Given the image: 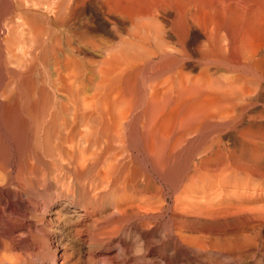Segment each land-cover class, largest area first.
Wrapping results in <instances>:
<instances>
[{
	"label": "rangeland",
	"instance_id": "rangeland-1",
	"mask_svg": "<svg viewBox=\"0 0 264 264\" xmlns=\"http://www.w3.org/2000/svg\"><path fill=\"white\" fill-rule=\"evenodd\" d=\"M37 1L38 0H0V109L2 108L0 110V113H2V110L6 111L9 106L16 111L19 108V110L17 111L19 112L17 114L19 116H14L15 121H18V125L17 122L14 121L16 123L13 124L12 127V130L14 131H12L11 127L9 126L12 134H10V131L8 132V130L4 128L0 123V129L2 130H0V164L2 165L0 166V169L2 167V169L0 170V175H5V178L0 177V233H2V236H7V238L11 239L12 242H14L12 244V252L21 251L23 253L19 260L20 264H264V116H257L259 117H256L257 120H252L248 123L244 120L246 122L245 123L244 121H241L240 115H238L240 114L238 112H241L239 111L240 109L238 110L237 108V110L234 111V107L233 110L231 107V109L216 107L213 108V113H216L213 118H206L208 117L206 116V114H213L211 112L212 110L203 108L202 111L200 109L203 113L201 116V111H199V108H195V111H199L198 114L200 113L199 115L201 116H198L196 118L194 116L198 114L194 110H191L193 107L186 108V106H184V108L183 106L173 107L171 105H168L169 107L164 106L165 108L163 106H160V108L159 106H156L159 110L157 111V109L155 108V110L157 111L156 112L154 110L156 114L152 110L155 106H151L150 112L147 113L149 104L147 105L145 101L146 99H148L146 97L147 89L149 87L148 83L152 84V81L154 82L155 79L157 80V78L154 76V73L151 72L152 66L149 63V60L148 62L146 61L147 63H145V61L142 63L141 61H143L142 58L144 57H135L136 59H134L136 61L133 60L129 63L127 61V58L119 57L118 59L120 60V63H125L123 64L125 65V69L123 68L122 64L118 63L120 69L119 66L116 65V70H118L116 71L111 64H108L113 68V70L112 68L111 70H109L110 67L107 66L109 67V69L107 68L108 73L103 72L107 71L106 68L103 69V67H106L104 66L105 61L109 63L112 60V57H107L108 60L102 61V59L105 58V52H108L107 49H104L103 45L108 42L105 44V48L107 45L108 50L109 48H111V46L112 48L121 46V43L119 42H124L122 41L126 40L124 39V37L127 38L128 36L127 40L134 38V27L132 28L130 24H127V27L125 26L128 30L126 32V35H124L126 28L123 29L122 27H117L115 32H117V30H119L117 32L118 34L120 32L121 34L124 32L122 35L120 34L121 36L119 35L120 37L124 36L123 38H120L116 33L113 36L115 41L119 39V42L117 40V43H115L113 38H108L105 35L104 37L100 34L99 39L96 40V44L100 39H102L103 42L106 38L108 39L104 42V44H102L103 42L101 40L102 45L99 43L100 45L98 46L100 49L103 48V51L98 50L99 54L96 52V57L95 55H93L90 58L84 56L73 58L68 53L71 51L69 50L71 47L68 48L69 45H67V42L70 44L71 42L68 41V36L65 32L67 23H69L70 21L73 27L74 25L79 27L92 24L91 20L83 14V11L81 9L82 4H80V6H72V2L70 1V4H68V2L66 3V7L68 6L66 8L64 7L65 4H63L66 2L65 0L61 1L62 4H60V1L57 0L56 7L59 6V8H62L58 9L54 8L53 6V8L51 7V5H53L52 3H54L53 1L55 0H39V5L38 3L35 4V2ZM44 1H46L44 3L45 5L43 4ZM106 1L102 0V2ZM43 5L46 8L43 7ZM70 7L72 8V12H70ZM73 7H75L76 9ZM51 8L55 9V11L57 10L58 14L55 11L53 14V10ZM63 8L66 9L63 10ZM59 10H63V12H65L66 14L61 12V14H63L61 16ZM55 14L57 15L55 16ZM60 16L63 19H61ZM55 17H57L58 19ZM69 17L71 18L70 20ZM32 18L33 20L34 18L37 19L38 22L43 19V22L39 23L41 24L39 26L40 28H42V33H45H43V45H47V48H51V46L53 45V48L57 53L56 57L53 58L52 56L48 55L46 56V58H42L39 57L40 55H36V57L35 55H32L33 50H36L37 48L35 42L33 43L35 35L34 32H32L34 31L32 30L33 25L31 24V22L33 23ZM128 32H131L132 35ZM150 34L152 35L150 36ZM153 34L154 32L152 30H150L147 34V41L150 42V45L152 47L153 43L151 42L156 41V38L152 39L154 37ZM55 36H57L56 39ZM149 36L150 39H148ZM110 39L113 40V43L112 41H110ZM151 39L154 41H152ZM56 43H58L59 46ZM116 44L117 47H115ZM100 53L104 57H102ZM97 54L100 56V58ZM67 55L70 58H68ZM123 59H126L124 60L125 62L123 61ZM158 59V57L157 59L155 58V61H157ZM200 60L204 61L203 59ZM100 61L104 63H100ZM73 62L76 63L74 64L75 66L73 65ZM99 63L100 66L102 64L101 67L98 66ZM143 65L145 66V69L147 66V70L145 71L147 75L144 73ZM140 66H142L143 69L142 67L140 68ZM99 67L101 70H103L102 73H100V69H98ZM129 67L131 68V70L129 69ZM135 68L137 70H134ZM185 70L187 71L188 69L186 68ZM135 71H137L138 73H135ZM196 71L197 70H192L190 71V73L195 72L194 74H196L198 72ZM221 71L222 69L214 74H220ZM128 72H130V74H128ZM150 72L153 76L149 74ZM222 72H224L221 73L222 76L219 74L217 76L220 78L215 77L216 75L214 74H212L213 76L211 75V78H213L214 80L215 78L217 80L224 79L225 70ZM101 74L107 75L108 79L107 77L103 78ZM128 75L130 79L128 78ZM145 75L148 77L146 78ZM101 76L104 81H102L103 79H101ZM116 76L118 77V79H115L117 78ZM137 76L139 77L137 78ZM88 77H90V80L88 79ZM133 78L135 80L134 82H132ZM148 78H150V81L148 80ZM123 79L125 80L123 81ZM138 79L140 82H138ZM146 80L147 82H149L147 83ZM126 83L127 87L125 86ZM96 85L97 87H95ZM143 85H145L144 87L147 88H144ZM260 86L258 87L257 84H254L252 86L254 89H252L251 91L253 93L247 94V96L249 97L252 95L253 97L255 96L256 98L254 97L252 101L257 104L253 103L248 108L242 110L246 116L257 114L255 108L252 107H256L257 105H260L259 107H264V95L258 96L257 93V91L259 92L263 90V85L261 86L262 89H260ZM137 87H139V91H137ZM97 88L100 91H98ZM127 88H129L128 90L130 91L133 90L131 92L132 94L127 90ZM143 88L145 89V91H143ZM258 88L260 90H257ZM69 90L71 91L70 94ZM94 90L96 95L94 94ZM140 90L143 92V95ZM135 93L139 95H135ZM71 95L73 96L71 97ZM118 100H121L122 102H119ZM137 101L141 103L140 106ZM114 103L117 104V106ZM118 103L119 105L121 104L120 107ZM63 104H65L64 106L66 108L72 106L74 110H72V108H68L70 111L68 109H65L63 107ZM110 104H112V107L116 106L114 108L122 107L123 109H127L128 107V109H130L128 115L126 116L127 121L129 120V124L125 119L122 125V128L124 129H118L119 131L121 130L119 134H124L120 137H118L119 134H117V136L114 134L116 132H112V130L114 129L113 123H116L118 119L117 121L113 120L112 123L110 122L113 117V111L110 113V108H112L110 107ZM137 104L138 107L136 106ZM47 105H50L49 107H51V109H49ZM53 105L56 106L54 111ZM57 105H60L61 107H58ZM85 105H87L89 109H87ZM89 105H92L93 107H90ZM104 105L105 107H103ZM123 105H126L127 107ZM145 105L147 108H144ZM22 106L24 108H22ZM82 106H85L84 109ZM132 106L133 109L135 107L136 108L133 110ZM39 107L41 109H39ZM100 107L109 108V113H104L105 116L104 114H102L101 117L98 115L100 117L98 120L99 125L97 124V127L99 126L98 128H96V126L94 128L93 126L94 123L96 124L97 122L92 123L89 121V124H83L88 127V134L84 131L85 126L80 124L82 123V121L79 116H81L83 110L89 111L94 108L99 109ZM175 107L178 110L175 109ZM25 108L26 110L24 111ZM80 108L83 110H79ZM33 109L34 111L35 109L36 111L38 110V112H33ZM48 109L51 114L54 112V114H52L54 116H51V114L48 112ZM56 109L58 111L60 110V116L58 114L59 112L56 111ZM222 109H225L224 113L222 112ZM28 110H30V112ZM204 110H206V113H204ZM228 110L231 111L229 112ZM61 111H63V113ZM74 111H76L77 113H74ZM186 111H188V113ZM207 111L210 112L208 113ZM236 111L238 116H235V119H237V121L234 118H230L233 117L234 114L236 115ZM20 112L23 115V118L21 117ZM65 112L67 113V117L66 115L64 117ZM72 112L74 115L72 114ZM139 112L140 116H137ZM145 112L146 114H144ZM189 112L191 115H193L192 113H194V116H189L188 118ZM27 113L31 115L34 113V116L37 113L35 116L36 118L33 116V119V117L31 116V119L30 115H26ZM160 113L162 115H160ZM178 113L179 115H177ZM180 113L181 115H183L181 116ZM143 114L146 117H143ZM47 115L50 116L48 121V124L50 123L49 125L47 124L46 120ZM77 115L79 116L77 117ZM108 115L110 116L111 120L109 119ZM176 115L178 116V119ZM224 115H227L228 117H223ZM74 116H76V119ZM129 116L132 117V120H130ZM39 117L44 118L42 120L44 121V123H39L38 125L35 124V126H33L32 122H40L42 118ZM60 117L62 119L61 123ZM104 117H107V120ZM179 117H182L181 119L182 121H184V124L185 121L189 120V125H187V122L185 124L186 126L184 124L182 125V122L180 121L181 119ZM192 117L196 118L197 121H194ZM202 117L205 120H208L205 121ZM217 117L231 121H227L228 123H226V120H221L218 122ZM50 118H53V120L55 118V122ZM148 118L150 122H148ZM201 118V123H198L200 122ZM77 119L79 124L76 121ZM190 119H192L194 122H192V120ZM209 119H212L213 122L211 120L209 121ZM21 120L23 121L22 123ZM72 120L75 122H73ZM145 120H148V123L143 122ZM153 120L154 122H152ZM203 121L205 123L209 121L210 124L212 122V125L208 124V122L205 124L206 128H204ZM24 122L26 124H24L25 127L23 126ZM178 122L180 123V125H182V127L179 126ZM195 122H197V124H195ZM235 122H238L240 125H238V123L235 124ZM52 123L55 125H51ZM125 123H127L128 125ZM191 123L192 125H194L192 126ZM215 123L218 125L220 123L219 126H223L225 124V127H227H219ZM62 124H65V130L64 125L62 126ZM72 124L77 127L75 128ZM14 125L16 128L14 127ZM78 125L80 127V130ZM195 125H199V127L201 128H199L198 126L195 127ZM44 126H46V128ZM52 126H54L55 131H57V133H55L54 135V129H52ZM191 126L194 131H196L195 129L197 128L201 129L200 132H198V129V131L194 132L193 130H191ZM23 127L24 131H22L21 129ZM32 127H35L34 129L37 130V136L36 130L34 131ZM42 127L45 129L42 130ZM62 127L63 129H61ZM81 127L83 128V130ZM67 128L68 133H71V131H73L74 129H76V133H78L76 134V136H78H75V138H73V142L70 141L71 144L73 143V145L75 146H73V148H75L74 150L70 148V142L64 140V137L70 134H67ZM103 128H105V132H109L108 134H105L109 137V143L107 142L106 145V143L102 140L101 143L99 142L101 144L99 145L101 146V148H99L97 145L98 142L94 141V138L100 140V138L102 137L101 130ZM110 128H112V130ZM47 129H49V132L46 131ZM188 129L191 130L190 134L193 136L188 133ZM205 129H208L210 131L212 130L209 136H205V134L208 135L210 132L206 131ZM61 130L63 131V133L61 132ZM76 130H74V132ZM135 130V134H132V132L134 133ZM83 131L85 134L83 133ZM151 131L153 132L152 134ZM181 131H184V133ZM201 131L204 132L202 133ZM59 132H61L62 137ZM193 132L197 136H195ZM228 132L231 134H229ZM94 133L98 137H95ZM128 133L130 136L128 135ZM199 133L200 135H202L200 136ZM14 134H16V136H19L16 137ZM27 134L29 135V139ZM137 134H139V136ZM44 135H46L47 137L44 138ZM90 135L92 137L91 139ZM153 135L154 137H152ZM184 135H186V137ZM13 136H15L14 139L18 138L19 140H13ZM22 136L23 139L20 140ZM87 136H89V138ZM180 136L182 137L181 140H183L184 142H179L180 139L177 138H181ZM198 136L200 138H203L200 139ZM6 137L7 139H10L7 141ZM26 137L27 139L24 140V138ZM122 137L124 138L122 139ZM132 137L134 139H132ZM204 137H206L205 140ZM48 138H51L50 142ZM54 138L56 143H54ZM135 138H137V140ZM86 139L88 142H86ZM118 139L122 140L121 143L125 142L127 144L125 145L124 143V145H121V143L117 142L119 141ZM2 140L4 142H2ZM16 140H18L19 142H17ZM76 140H79L78 146L76 145ZM91 140H93V142H91ZM165 140L167 141L165 142ZM44 141L46 142V144ZM112 141H114V144H112ZM48 142L50 145L49 147ZM82 142H84L83 145H87L89 149L83 146ZM1 143L4 144L3 147ZM59 144L61 148H59ZM39 146L41 148H39ZM107 146L112 147L111 149L109 148L110 152L108 151ZM126 146L128 148V150L127 148H125L127 151L123 149ZM1 147L5 148L3 150L4 153H2ZM57 147L59 153L57 152ZM114 147H116V149ZM37 148L38 150H36ZM45 148L50 152L46 151ZM91 148H93V151ZM90 149L92 151L90 154L93 156V158L91 162H89L88 165L85 166V168L82 167L77 169L74 168L72 164L66 163L68 162L67 160L70 159L69 155L71 153L75 155V153L81 152L80 150H82V152L84 151L83 154H88V156H91L89 154ZM100 149L102 150L99 151ZM114 149L116 151H114ZM212 150H214L215 152ZM41 151L43 152V154ZM105 151L107 152V154ZM111 151L113 154H111ZM123 151L125 153L127 152V156L123 154ZM7 154H9L10 156ZM51 154L55 158H52ZM116 154L123 157V160L120 156L117 157ZM28 156L32 157L34 161H32V159ZM125 156L127 159L125 158ZM17 157H20V159ZM60 157H65L66 160L62 158L60 159ZM101 158H103L104 160ZM55 159H58V161H56ZM59 160L63 161L59 163ZM108 160H110V162L112 161V164ZM119 160L122 161L119 162ZM17 161L19 164H17ZM115 161L117 162L115 163ZM100 162L103 165H98ZM15 163L18 166H21V172L24 171L26 174H22L19 170V167ZM6 164L9 166L6 167ZM55 164L59 166H56ZM116 164L119 166L117 167ZM106 165H112L110 166L111 168L108 169L109 173L105 172L107 171V168L104 167ZM29 168L31 169L29 170ZM4 169L5 171H3ZM63 169V172L66 173L61 172ZM102 171L105 173H101ZM5 172H7V174H5ZM16 172H18L19 179L23 178L24 175L29 176L30 178L24 177L26 179H21L22 181L20 180V184ZM60 172L62 174H60ZM20 174H22V176ZM192 174H194V176H192ZM12 175L13 178L10 177ZM15 176L17 180L15 179ZM45 178L46 180H44ZM14 179L15 181H12ZM25 180L28 184L24 182ZM27 180L31 181L32 183ZM23 182L26 184H24ZM93 189L96 190L93 191ZM65 201L70 202L72 205L71 208H76L77 210H79V212L78 214L67 218L63 215V217L59 219L58 216L53 213V211L58 210L59 208L62 209V205ZM64 212H66V209L63 210V213ZM141 241L143 242L142 251L138 255L134 254L133 249L140 246ZM22 260H25L26 262H22ZM1 262L5 263L6 261L3 259V261H0V263Z\"/></svg>",
	"mask_w": 264,
	"mask_h": 264
},
{
	"label": "bare ground",
	"instance_id": "bare-ground-1",
	"mask_svg": "<svg viewBox=\"0 0 264 264\" xmlns=\"http://www.w3.org/2000/svg\"><path fill=\"white\" fill-rule=\"evenodd\" d=\"M32 1V0H31ZM39 1V0H38ZM38 1L37 2H35V4H37L38 3ZM47 1V0H46ZM46 1H44L43 2V4L46 2ZM53 1V0H52ZM56 1L57 0H55V1H53L54 3H55V5H54V3H52L53 5H51V7L53 6L54 8H58V9H62L61 7L59 8V6L58 7H56V5H57V3H56ZM60 1V4H62L61 3V1L62 0H59ZM66 2L65 3H63V4H65L64 5V7H66V3L68 2V4H70L71 2H72V6H74V5H77V6H80V4H82L81 5V9H82V11H83V14L84 15H86L90 20H91V25H85V26H79V27H77V26H75L74 25V27H73V25H72V23L69 21V23H67V27H66V35L68 36V38H67V36H66V38L68 39V41L69 42H71V44L70 43H68L67 42V45H69L68 46V48H70L69 50H71L70 52H68L69 53V55L71 56V57H73V58H75V57H78V56H84V57H92L93 55H95L96 54V52L99 54V52H98V50H100V51H103V48L102 49H100L99 48V46L98 45H100L102 42H103V40L102 39H100L99 41H98V43L96 44V40H98L99 39V35L101 34V36H106V37H108V38H113V36L115 35V33L119 36L120 34H121V32L118 34L117 32L119 31V30H117V32H115L116 31V28L118 27V28H123V29H125L127 26V24H130L131 25V27L133 28V36H134V38L132 39L131 37V39L130 40H127L128 39V36H127V38H125L124 36H122V37H120V38H123L124 37V39H126V40H122V41H124V42H119V39H117L118 40V42L119 43H121L120 45L121 46H119V47H117V44L115 45V47H117V48H119V49H117V48H112V46H111V48H109V50H108V46L106 45V48H105V44L106 43H108V42H106L105 44H104V42L105 41H107V39L108 38H106L105 39V41L102 43V44H104L103 46H104V49L106 50L107 49V53L105 52V58L104 59H102V61L104 60H108L107 59V57H112V60L109 62V63H107L106 61H105V63L104 62H102V61H100V63H104L103 65L104 66H106V67H103V69L104 68H106V70L107 71H103V70H101L100 69V67L102 66V64H101V66H100V63H99V65L98 66H100L98 69H100V73H102V71L103 72H107L108 73V69H109V65L111 64L112 65V67L116 70V65H118L119 66V64L118 63H120V60L118 59L119 57H124V58H127L128 60V62L130 63V61L132 62L133 60H135L136 58L135 57H144V58H142V60L143 61H141L142 63L145 61V63H147L148 62V60H149V63H150V65L152 66V71H151V69H150V71L151 72H153L154 73V76L157 78V80L155 79H151V80H154V82L152 81V84H149L148 82L150 81L149 79L150 78H148V82H147V80H146V82L148 83V89H147V95H146V97L148 98V99H146V101H145V103L148 105V110H147V113H149L150 112V110H151V106H155L154 107V109H152L153 110V112L155 113V108L157 109V111H159L158 110V108L156 107V106H159V108H160V106H168V105H171V106H186V108L187 107H193L191 110H196V109H198L199 108V111H201L203 108H207V110H212L211 112L213 113V108H232V110H233V107H234V111L235 110H237V108H238V110L239 111H241V112H238V113H240V114H238V115H240V118H241V121H246L247 123L249 122V121H252V120H257V118H259V117H257V116H264V113H263V110H264V107L262 106V107H259L258 105V107L256 106V107H252V108H255V111H257L256 113L257 114H253V115H250V116H246L245 114H244V112L242 111L243 109H246V108H248L250 105H252L253 103H255L254 101H252V99H254V97H253V95L252 96H247V94L248 93H253V92H251L252 91V89H254L252 86L254 85V84H257V86L259 87L260 85L262 86L263 85V90H261V91H257V93H258V96H263L264 95V0H105L106 2H102V0H65ZM71 1V2H70ZM26 2V1H25ZM34 2V1H33ZM42 2V1H41ZM32 3V2H31ZM28 4V3H27ZM40 4H42V3H40ZM46 4H48V3H46ZM51 4V3H50ZM38 5H39V3H38ZM45 5V4H44ZM43 5V7H45ZM35 6V5H34ZM61 6V5H60ZM32 7V6H31ZM41 7V6H40ZM52 7V8H53ZM68 7V6H67ZM66 7V8H67ZM46 8V7H45ZM50 8V7H49ZM51 8V9H52ZM66 8H63V10L64 9H66ZM73 8H75V7H73ZM79 8V7H78ZM36 9V8H35ZM70 10L72 9L71 7L69 8ZM76 9V8H75ZM74 9V10H75ZM46 10V9H45ZM49 10V9H48ZM53 10V14H54V11H55V9H52ZM51 10V11H52ZM63 10L61 11V10H59V13L61 14V12H63ZM50 11V10H49ZM66 11V10H65ZM55 12H57V14H58V11L56 10ZM70 12H72V10L70 11ZM50 13V12H49ZM63 13H65V12H63ZM80 13V12H79ZM57 14H55V16L57 15ZM59 14V15H60ZM66 14V13H65ZM70 14V13H69ZM72 14V13H71ZM48 15V14H47ZM58 15V16H59ZM63 14H61V16H62ZM60 16V17H61ZM64 17V16H63ZM68 17V16H67ZM75 17V16H74ZM38 18V17H37ZM45 18V17H44ZM51 18V17H50ZM55 18H57V17H55ZM66 18V17H65ZM31 19V18H30ZM29 19V20H30ZM47 19V18H46ZM58 19V18H57ZM61 19H63L62 17H61ZM68 19V18H67ZM67 19H66V21H67ZM71 18L69 17V20H70ZM32 20H33V18H32ZM31 20V21H32ZM43 20V19H42ZM40 21V22H38V20L37 19H35L34 18V20H33V23L31 22V24L33 25V29L32 30H34V31H32V32H34V40H33V43L35 42V44H36V47L38 48V50H37V48H36V50H33V54L32 55H35V57H36V55H40L39 57H42V58H46V56H48V55H50V56H52L53 58L54 57H56L57 56V53H56V50L53 48V45L51 46V48H47L48 46L47 45H43V36H44V34L42 33V28H40V26L39 25H41V24H39V23H42L43 21ZM45 20V19H44ZM59 20H60V18H59ZM62 22V21H61ZM64 22V21H63ZM58 23V22H57ZM65 23V22H64ZM31 25V26H32ZM53 25H54V23H53ZM63 25V24H62ZM51 26V25H50ZM61 26V25H60ZM126 26V27H125ZM129 26V25H128ZM43 27V26H42ZM58 27V26H57ZM130 27V28H131ZM131 28V29H132ZM45 29V28H44ZM65 29V28H64ZM130 29V30H131ZM30 30V29H29ZM150 30H152L153 32H154V34H153V38L152 39H154V38H156L155 40V42H151V43H153V47L150 45V42L149 41H147V34H148V32L150 31ZM44 31V30H43ZM47 31V30H46ZM45 31V32H46ZM56 31V30H55ZM128 30H127V28H126V30H125V34L124 35H126V32H127ZM31 32V31H30ZM55 33V32H54ZM63 33V32H62ZM129 33V32H128ZM131 33V32H130ZM129 33V34H130ZM30 34V33H29ZM51 34V33H50ZM103 34V35H102ZM56 35V34H55ZM60 35V34H59ZM65 35V34H64ZM131 35H132V33H131ZM152 34H150V36H151ZM100 36V37H101ZM104 36V37H105ZM117 36V37H118ZM150 36H149V38L148 39H150ZM33 38V37H32ZM57 38V36H55V39ZM60 38V37H59ZM54 39V38H53ZM151 39V40H152ZM65 40V39H64ZM101 40H102V42H101ZM113 40H114V38H113ZM113 40H111L110 39V41H112V43H113ZM117 40L115 41V43H117ZM121 40V39H120ZM50 41H51V39H50ZM61 41V40H60ZM152 41H154V40H152ZM58 42V41H57ZM66 42V41H65ZM149 42V43H148ZM53 43V42H52ZM61 43V42H60ZM100 43V44H99ZM155 43V44H154ZM54 44V43H53ZM56 44H58V43H56ZM101 44V45H102ZM110 44V43H109ZM35 46V45H34ZM58 46H59V44H58ZM57 46V47H58ZM98 46V47H97ZM110 46V45H109ZM100 47H102V46H100ZM34 48V47H33ZM40 49V50H39ZM114 49H117V50H114ZM104 50V51H105ZM31 52V51H30ZM65 52V51H64ZM32 53V52H31ZM97 54V55H98ZM101 54V53H100ZM66 55V54H65ZM102 55V54H101ZM68 56V55H67ZM99 56V55H98ZM97 56V57H98ZM95 57H96V55H95ZM102 57H104L103 55H102ZM145 57H147V58H145ZM149 57V58H148ZM157 57L159 58L157 61H155V58L157 59ZM182 57V58H181ZM68 58H70L69 56H68ZM99 58H100V56H99ZM135 58V59H134ZM88 59V58H87ZM93 59H94V57H93ZM111 59V58H110ZM138 59V58H137ZM147 59V60H146ZM200 59H203L204 61H202V60H200ZM100 60V59H99ZM124 60H126V59H123V61ZM90 61V60H89ZM136 61V60H135ZM147 61V62H146ZM122 62V61H121ZM125 62V61H124ZM98 63V62H97ZM96 63V64H97ZM127 63V62H126ZM142 63H141V65H142ZM148 63V64H149ZM74 64H76L75 62H73V65ZM92 64V63H91ZM109 64V65H108ZM120 64H125V63H120ZM139 64V63H138ZM147 64V65H148ZM68 65V64H67ZM94 65V64H93ZM128 65V64H127ZM75 66V65H74ZM78 66V65H77ZM107 66H109V67H107ZM131 66V65H130ZM135 66V65H134ZM144 66V65H143ZM112 67H110V69L109 70H111V68ZM125 67V65H123V68ZM142 66H140V68H141ZM96 68H97V66H96ZM108 68V69H107ZM113 68H112V70H113ZM122 68V67H121ZM127 68V67H126ZM140 68H139V70H140ZM151 68V67H150ZM188 69L187 71L185 70V69ZM118 69V68H117ZM119 69H120V66H119ZM125 69V68H124ZM129 69L131 70V68L129 67ZM137 69H138V67H137ZM136 68L134 69V70H137ZM142 69H143V67H142ZM220 69H222V71H224L225 70V74H224V79H216L215 77H217L218 76V74L216 75V74H214V73H217V71H219ZM130 70H128V71H130ZM147 70V66H146V69H145V66H144V73H145V71ZM194 71V70H197L196 72V74H194L193 72H191L190 73V71ZM25 71V70H24ZM92 71V70H91ZM116 71H118V70H116ZM120 71V70H119ZM126 71V70H125ZM220 72V74L219 75H221V73H224V72ZM227 71V72H226ZM114 72V71H113ZM123 72V71H122ZM132 72V71H131ZM149 73L150 75L152 74V73ZM92 73V72H91ZM116 73V72H115ZM135 73H138L137 71H135ZM193 73V74H192ZM121 74V73H120ZM120 74H118V75H120ZM124 74V73H123ZM126 74H127V72H126ZM128 74H130V72H128ZM146 74V73H145ZM212 74H214V75H216L214 78H215V80L213 79V78H211L213 75ZM102 75V74H101ZM117 75V76H118ZM142 75V74H141ZM147 75V74H146ZM145 75V77L147 78L148 76H146ZM212 75V76H211ZM103 76V78L104 77H107V75H102ZM102 76H101V79H103L102 78ZM109 76H110V71H109ZM116 76V77H117ZM124 76H126V75H124ZM132 76V75H131ZM143 76V75H142ZM141 76V77H142ZM151 76H153V75H151ZM222 76V75H221ZM119 77V76H118ZM118 77L117 78H115V79H118ZM139 76H137V78H138ZM90 77H88V79H89ZM121 78V77H120ZM128 78H129V75H128ZM135 78V77H134ZM134 78H133V81L132 82H134L135 80H134ZM152 78V77H151ZM217 78H220V77H217ZM223 78V77H222ZM107 79H108V77H107ZM127 79V78H126ZM130 79V78H129ZM90 80V79H89ZM125 79H123V81H124ZM99 81H101V80H99ZM102 81H104V79L102 80ZM142 81H143V79H142ZM98 82V81H97ZM116 82V81H115ZM127 82H129V81H127ZM138 82H140L139 81V79H138ZM145 82V81H144ZM145 82V83H146ZM12 83V82H11ZM102 83V82H101ZM100 83V84H101ZM117 83V82H116ZM151 83V82H150ZM10 84V83H9ZM99 84V85H100ZM120 84V83H119ZM134 84V83H133ZM132 84V85H133ZM136 84V83H135ZM98 85V84H97ZM97 85L95 86V87H97ZM123 85H124V83H123ZM127 85V83L125 84V86ZM138 85V84H137ZM146 85V84H145ZM145 85H143V87L145 86ZM102 86V85H101ZM114 86V85H113ZM112 86V87H113ZM139 86V85H138ZM260 86V87H261ZM5 87V86H4ZM8 87V86H7ZM10 87V86H9ZM12 87V86H11ZM127 87V86H126ZM125 87V88H126ZM129 87V86H128ZM135 87V86H134ZM105 88V87H104ZM144 88H147V87H144ZM143 88V89H144ZM12 89V88H11ZM94 89V88H93ZM98 89V88H97ZM110 89V88H109ZM116 89V88H115ZM129 88H127V90H128ZM134 89V88H133ZM137 91H139V87H137ZM260 89H262V87L260 88ZM259 88L257 89V90H260ZM4 90V89H3ZM126 90V91H127ZM11 91V90H10ZM13 91V90H12ZM29 91V90H28ZM31 91V90H30ZM70 91V90H69ZM98 91H100L99 89H98ZM128 91H130V90H128ZM133 91V90H132ZM132 91H130V93L132 92ZM136 91V92H137ZM143 91H145V89L143 90ZM254 91V90H253ZM124 92V91H123ZM134 92H135V90H134ZM140 92H142L141 90H140ZM2 93V92H1ZM71 93V91L69 92V94ZM97 93V92H96ZM107 93V92H106ZM6 94V93H5ZM73 94V93H72ZM79 94V93H78ZM77 94V95H78ZM94 94H95V90H94ZM100 94V93H99ZM115 94H116V92H115ZM128 94V93H127ZM132 94V93H131ZM134 94V93H133ZM137 93H135V95H136ZM145 94H146V92H145ZM96 95V94H95ZM111 95V94H110ZM137 95H139V94H137ZM142 95H143V92H142ZM3 96V95H2ZM8 96V95H7ZM68 96V95H67ZM73 95H71V97H72ZM102 96V95H101ZM115 96V95H114ZM114 96H112V97H114ZM131 96V95H130ZM4 97V96H3ZM9 97V96H8ZM96 97V96H95ZM142 97V96H141ZM249 97V98H248ZM11 98V97H10ZM14 98V97H13ZM101 98V97H100ZM106 98V97H105ZM256 98V97H255ZM259 98V97H258ZM257 98V99H258ZM4 99V98H3ZM34 99V98H33ZM128 99V98H127ZM135 99V98H134ZM139 99H140V96H139ZM260 99V98H259ZM258 99V100H259ZM263 99V98H262ZM8 100V99H7ZM14 100V99H13ZM106 100V99H105ZM257 100V101H258ZM261 100V99H260ZM10 101V100H9ZM56 101V100H55ZM113 101V100H112ZM119 101V100H118ZM121 101V100H120ZM119 101V102H120ZM264 101V100H263ZM76 102H78V101H76ZM111 102V101H110ZM114 102V101H113ZM122 102V101H121ZM124 102V101H123ZM135 102V101H134ZM138 102V101H137ZM2 103H3V101H2ZM6 103V102H5ZM101 103V102H100ZM106 103V102H105ZM116 103V102H115ZM114 103V104H115ZM139 103V102H138ZM261 103V102H260ZM51 104V103H50ZM53 104V103H52ZM85 104V103H84ZM94 104V103H93ZM104 104V103H103ZM113 104V105H114ZM140 104L141 103H139V106H140ZM255 104H257V103H255ZM264 104V103H263ZM262 104V105H263ZM23 105V104H22ZM40 105V104H39ZM38 105V106H39ZM43 105H44V103H43ZM61 105V104H60ZM58 106V107H61V106ZM65 104H63V107L65 108V109H68V108H72V106H70V107H68V108H66L65 106H64ZM82 105V104H81ZM88 105V104H87ZM87 105H85L86 107H87ZM95 105V104H94ZM116 106H117V104H115ZM118 105H119V103H118ZM121 105V104H120ZM120 105H119V107H120ZM144 105V104H143ZM48 106V105H47ZM50 106V105H49ZM48 106V107H49ZM79 106V105H78ZM85 106H82L83 107V109H84V107ZM90 107H93L92 105H89ZM116 106H113L112 107V104H110V107H112V108H110L111 110H110V113L113 111V117H112V120L110 119V116H109V119L111 120H109L111 123L113 122V120L114 121H117V119H118V121L116 122V123H113V130H112V128H110L111 130H112V132H116V133H114L116 136H117V134H119V132L121 131H119L118 129H120V128H122V125H123V121L126 119V116L128 115V112L130 111V109H128V107L126 106V105H123V106H125V107H127V109H123L122 107L121 108H114V107H116ZM133 106H134V104H133ZM133 106H132V109H133ZM137 107H138V104L136 105ZM254 106V105H253ZM3 107V106H2ZM19 107H20V105H19ZM37 107V106H36ZM53 107H54V109H53ZM53 107H52V109H53V111L55 110V107L56 106H54L53 105ZM76 107V106H75ZM81 107V108H82ZM95 107V106H94ZM103 107H105V105L103 106ZM146 107V105L144 106V108ZM149 107H150V109H149ZM169 107V106H168ZM4 108V107H3ZM22 108H24L23 106H22ZM47 108V107H46ZM63 108V109H64ZM79 109V110H83V109ZM136 108V107H135ZM134 108V109H135ZM140 108V107H139ZM138 108V109H139ZM147 108V107H146ZM165 108V107H164ZM181 108V107H180ZM185 108V107H184ZM196 108V109H195ZM212 108V109H211ZM230 108V109H231ZM236 108V109H235ZM2 109V108H1ZM0 109V110H1ZM38 109V108H37ZM39 109H41L40 107H39ZM42 109H43V106H42ZM45 109V108H44ZM49 109H51V107H49ZM49 109H48V112H49ZM60 109V108H59ZM77 109V108H76ZM75 109V110H76ZM87 109H89V107H87ZM133 109V110H134ZM163 109V108H162ZM170 109V108H169ZM173 109V108H172ZM175 109H177L176 107H175ZM183 109V108H182ZM201 109V110H200ZM18 110H19V108H18ZM17 110V111H18ZM26 110V108L24 109V111ZM61 110V109H60ZM59 110V111H60ZM69 110V109H68ZM72 110H74V108H72ZM141 110V109H140ZM155 110V111H154ZM178 110V109H177ZM180 110V109H179ZM187 110V109H186ZM223 110V109H222ZM225 110V109H224ZM224 110L222 111L223 113H224ZM248 110V109H247ZM251 110V109H250ZM253 110V109H252ZM5 111V110H4ZM3 110H2V113H0V123L3 125V127L4 128H6L7 130H8V132L10 131V127H11V130H12V127H13V124H16L15 122H17V125H18V121L16 120L15 121V118H14V116H16L19 112H17L15 109H13V108H11L10 106H9V108L8 109H6V111L4 112ZM21 111V110H20ZM29 112H30V110H28ZM27 111V112H28ZM33 112H35L36 111V109H35V111H34V109L32 110ZM31 111V112H32ZM40 111H43V110H40ZM47 111V110H46ZM52 111V112H53ZM56 111H58L57 109H56ZM58 111V112H59ZM67 111V110H66ZM70 111V110H69ZM77 111V110H76ZM76 111H74V113L76 112ZM109 111V108H99V109H92V110H83L82 111V114H81V116H79V115H77V117L79 116V118L81 119V121H82V123H80V124H89L88 122L90 121V122H97L96 124L94 123V128H95V126H96V128H98L97 127V124L99 125V123H98V120H99V118L102 116V114H104V113H109L108 112ZM156 111V112H157ZM181 111V110H180ZM189 111V110H188ZM188 111H186L187 113H188ZM193 111V112H194ZM198 111V112H199ZM203 111V110H202ZM202 111L199 113L201 116H202ZM206 110H204V113H206L205 112ZM221 111V110H220ZM229 111V110H228ZM228 111H227V113H228ZM231 111V110H230ZM229 111V112H230ZM1 112V111H0ZM22 112V111H21ZM21 112H20V114H21ZM36 112H38V110L36 111ZM62 113H63V111H61ZM79 112V111H78ZM133 112V111H132ZM136 112V111H135ZM138 112V111H137ZM143 112V111H142ZM161 112V111H160ZM168 112H170V111H168ZM174 112V111H173ZM183 112V111H182ZM181 112V113H182ZM185 112V113H186ZM190 112H192V111H190ZM190 112H189V115H188V118H189V116L191 117V116H194V113H192L193 115H191L190 114ZM197 114H198V112L197 111H195ZM208 112V111H207ZM210 112V111H209ZM208 112V113H209ZM226 112V111H225ZM253 112V111H252ZM50 113V112H49ZM48 113V114H49ZM57 113V112H56ZM55 113V114H56ZM61 113V114H62ZM77 113V112H76ZM181 113H180V115H181ZM185 113H184V115H185ZM196 113H195V115H196ZM251 113V112H250ZM34 114V113H33ZM31 115V114H26V115H30V118H31V116L33 117L34 115ZM37 114V113H36ZM36 114H35V116H36ZM47 114V113H46ZM51 114V113H50ZM49 114V115H50ZM52 114H54V112L52 113ZM51 114V116H54V115H52ZM59 114V116H60V112L58 113ZM67 113L65 112V114H64V117H65V115H66ZM72 114H73V112H72ZM132 114V113H131ZM144 114H146V112L144 113ZM144 114H143V117H146V116H144ZM151 114V113H150ZM156 114V113H155ZM154 114V115H155ZM158 114V113H157ZM196 115V116H194V117H198V116H200V115ZM216 113H213L212 115H210V114H206V116H208V117H206V118H209V117H214V115H215ZM231 114V113H230ZM249 114V113H248ZM25 115V116H26ZM45 115V114H44ZM43 115V116H44ZM74 115V114H73ZM100 117H99V116ZM137 115V114H136ZM135 115V116H136ZM142 115V114H141ZM153 115V116H154ZM160 115H162L161 113H160ZM159 115V116H160ZM177 115H179V113L177 114ZM176 115V117H177V119H178V116ZM183 115V114H182ZM181 115V116H182ZM228 115H229V113H228ZM232 115V114H231ZM237 115V111H236V115L234 114V116L233 117H230V118H234L235 119V116L237 117L238 116ZM17 116H19V115H17ZM34 116V117H35ZM46 116V115H45ZM104 116H105V114H104ZM112 116V115H111ZM130 116H133V115H130ZM129 116V117H130ZM137 116H140V112L138 113V115ZM150 116H152V115H150ZM158 116V117H159ZM200 116V117H201ZM225 116H227V115H224L223 117H225ZM21 117L23 118V115L21 114ZM20 117V118H21ZM34 117H33V119H34ZM49 117L50 116H48L47 115V124H48V121H49ZM64 117H62V118H64ZM66 117H67V115H66ZM75 117V119H76V116H74ZM157 117V116H156ZM164 117V116H163ZM175 117V118H176ZM194 117H192V119H194V121L196 120V118H194ZM204 117V116H203ZM202 117V118H203ZM228 117V116H227ZM257 117V118H256ZM21 118V119H22ZM36 118V117H35ZM39 118H42V117H39ZM78 118V119H79ZM105 119L107 118V117H104ZM132 117H130V120H132L131 119ZM134 118V117H133ZM136 118H138V117H136ZM154 118V117H153ZM180 118V117H179ZM182 118V117H181ZM180 118V119H181ZM185 118V117H184ZM202 118H201V120H200V122H198V123H201V121H202ZM205 118V117H204ZM203 118V119H204ZM205 118V119H206ZM218 118V117H217ZM239 118V119H240ZM16 119H17V117H16ZM24 119H25V117H24ZM32 119V118H31ZM44 118H42L41 120H40V122L38 121V122H36L35 120H33V121H35V123L34 122H32L33 123V126H35V124H39V123H44V121H42ZM50 119H52L53 120V118H50ZM58 119V118H57ZM56 119V120H57ZM60 119H61V117H60ZM66 119V118H65ZM64 119V120H65ZM78 119L76 120L77 121V123H78ZM102 119V118H101ZM135 119V118H134ZM147 119V118H146ZM160 119V118H159ZM173 119V118H172ZM192 119H190V120H192ZM204 119V120H205ZM220 119V120H219ZM19 120V119H18ZM54 120H55V118H54ZM53 120V121H54ZM67 120H69V119H67ZM107 120V119H106ZM137 120V119H136ZM143 120V119H142ZM148 120H149V118H148ZM147 120V121H148ZM169 120V119H168ZM208 120V119H207ZM207 120H205V121H207ZM212 121V119H209V121ZM221 120H226V119H221V118H218V122L219 121H221ZM236 121H237V119H235ZM264 120V119H263ZM263 120H262V122H263ZM15 121V122H14ZM27 121V120H26ZM30 121V120H29ZM42 121V122H41ZM52 121V122H53ZM73 121V120H72ZM71 121V122H72ZM85 121V122H84ZM126 121H127V119H126ZM129 121V120H128ZM127 121V122H128ZM141 121V120H140ZM146 120L145 121H143V122H147ZM182 123H181V122ZM179 122L183 125L184 124V121H182V119L180 120ZM193 120H192V122H194ZM197 121V120H196ZM208 121V122H209ZM227 121H229V120H226V123H228ZM231 121V120H230ZM229 121V122H230ZM244 121V122H245ZM23 121L21 120V123H22ZM55 122V121H54ZM62 122V119H61V121H60V123ZM66 122V121H65ZM64 122V123H65ZM73 122H75V121H73ZM84 122V123H83ZM139 122V121H138ZM148 122H150V120L148 121ZM147 122V123H148ZM152 122H154V120L152 121ZM178 122V124H179V126L180 127H182V125H180V123ZM186 122H187V125H189V123H190V121L188 120V121H185V124H186ZM204 122V121H203ZM208 122H206V123H208ZM213 122V121H212ZM212 122H211V124H210V122L208 123V124H210V125H212ZM232 122H234V121H232ZM239 122V121H238ZM238 122H235V124L236 123H238ZM245 122V123H246ZM20 123V122H19ZM28 123V122H27ZM104 123V122H103ZM134 123H135V120H134ZM141 123V122H140ZM146 123V124H147ZM205 122H204V128H206L205 127V124H206ZM217 123V122H216ZM215 123V124H216ZM221 123V122H220ZM220 123H219V125H220ZM222 123H224V122H222ZM241 123V122H240ZM25 122L23 123V126L25 127ZM50 124V123H49ZM48 124V125H49ZM56 124H57V122H56ZM75 124V123H74ZM79 124V123H78ZM125 124H127V123H125ZM128 124H129V122H128ZM127 124V125H128ZM155 124V123H154ZM184 124V125H185ZM195 124H197V122H195ZM232 124V123H231ZM230 124V125H231ZM242 124H243V122H242ZM252 124V123H251ZM259 124V123H258ZM20 125H22V124H20ZM28 125V124H27ZM30 125V124H29ZM36 125V126H37ZM51 125H55V124H51ZM64 125V130H65V124H62V126ZM73 125V124H72ZM90 125H91V123H90ZM103 125H105V124H103ZM106 125H108V124H106ZM132 125V124H131ZM136 125V124H135ZM191 125H192V123H191ZM194 125V124H193ZM192 125V126H193ZM200 125V124H199ZM199 125H195V127L196 126H198L199 127ZM217 126H219L218 124H216ZM238 125H240L239 123H238ZM245 125V124H244ZM257 125V124H256ZM10 126V127H9ZM31 126V125H30ZM30 126H29V128H30ZM42 126V125H41ZM74 126V125H73ZM83 126H85V125H83ZM88 126V125H87ZM142 126V125H141ZM186 126V125H185ZM192 126H191V130H193L194 131V129H192ZM201 126V125H200ZM217 126H215V127H217ZM224 127H225V124L223 125ZM223 126H219V127H223ZM246 126H249V125H246ZM2 127V126H1ZM14 127H15V125H14ZM24 127L23 128H21L22 129V131H24ZM40 127V126H39ZM45 128H46V126H44ZM53 128L52 129H54V126H52ZM56 127H58V126H56ZM75 128L77 127V126H74ZM78 127H79V125H78ZM108 127V126H107ZM117 128V130H116V128ZM127 127V126H126ZM135 127V126H134ZM143 127H144V125H143ZM148 127V126H147ZM151 127V126H150ZM153 127V126H152ZM184 127V126H183ZM190 127V126H189ZM188 127V128H189ZM213 127V126H212ZM227 127V126H226ZM225 127V128H226ZM235 127V126H234ZM240 127V126H239ZM245 127V126H244ZM260 127V126H259ZM16 128V127H15ZM20 128V127H19ZM27 128V127H26ZM35 128V127H34ZM33 127H32V129L35 131L36 129H34ZM43 128V127H42ZM45 128H43L42 130H44ZM82 128V127H81ZM87 128L88 127H84V131L85 132H87L88 130H87ZM146 128V127H145ZM172 128V127H171ZM199 128H201V127H199ZM199 128H197V129H195L196 131H198V132H200V130L201 129H199ZM211 128V127H210ZM214 128V127H213ZM230 128V127H229ZM233 128V127H232ZM248 128V127H247ZM250 128H252V127H250ZM257 128V127H256ZM3 129V128H2ZM14 129V128H13ZM37 129H38V127H37ZM40 129V128H39ZM51 129V130H52ZM61 129H63V127L61 128ZM69 129H70V127H69ZM91 129V128H90ZM93 129V128H92ZM100 129H101V125H100ZM124 128H122V130H123ZM136 129V128H135ZM149 129V128H148ZM154 129H155V127H154ZM180 129V128H179ZM183 129V128H182ZM187 129V128H186ZM185 129V130H186ZM208 129H209V127H208ZM206 130V131H210V130ZM218 129H220V128H218ZM228 129V128H227ZM246 129V128H245ZM245 129H244V131H245ZM258 129V128H257ZM1 130V129H0ZM4 130V129H3ZM17 130H18V128H17ZM49 129H47L46 131L47 132H49L48 131ZM57 130V129H56ZM74 130H76V129H74ZM74 130L73 131H71V133L69 134L68 133V128L66 129V132H67V134H69L68 136H66V137H64V140H67L68 142H70V141H72L73 142V138H75V136H76V134H78V133H76L77 132V130L74 132ZM79 130H80V127H79ZM82 130H83V128H82ZM114 130H116V131H114ZM131 130V129H130ZM133 130V129H132ZM150 130V129H149ZM149 130H147V131H149ZM173 130V129H172ZM175 130H177V129H175ZM181 130V129H180ZM190 129H188V133L190 134V131H191ZM202 130H204V129H202ZM223 130H224V128H223ZM249 130V129H248ZM2 131V130H1ZM12 131H14V130H12ZM12 131H10V134H12ZM16 131V130H15ZM19 131H20V129H19ZM31 131V130H30ZM29 131V132H30ZM84 131H83V133H84ZM90 131H92V130H90ZM94 131V130H93ZM97 131H98V129H97ZM102 132V137L100 138V140H98L97 138H94V141H96V142H98V147L99 148H101V146H99V145H101L100 143H101V141L103 140L105 143H106V145H107V142L109 143V137H108V135L106 136L105 134H108L107 132H105L106 130H105V128H103L102 130H101ZM143 131V130H142ZM155 131V130H154ZM196 131H194V132H196ZM206 131H205V133H206ZM254 131V130H253ZM252 131V132H253ZM261 131V130H260ZM6 132V131H5ZM28 132V131H27ZM61 132L63 133V131L61 130ZM61 132H59L60 133V135H61V137H62V134H61ZM80 132V131H79ZM100 132V131H99ZM135 132H136V130L134 131V133L132 132V134H135ZM158 132V131H157ZM181 132H183L184 133V131H181ZM194 132H193V134H194ZM202 133L204 132V131H201ZM211 132H212V130L209 132V134L208 135H206L205 134V136H209L210 134H211ZM221 132V131H220ZM16 133V132H15ZM38 132H37V130H36V136L38 135L37 134ZM41 133V132H40ZM55 133H57V131H55V129H54V133H53V135L55 134ZM75 133V134H74ZM88 133V132H87ZM92 133V132H91ZM100 133V134H101ZM122 133V132H121ZM153 132L151 131V134H152ZM192 133V132H191ZM215 133V132H214ZM229 133V132H228ZM245 133V132H244ZM255 133V132H254ZM1 134V133H0ZM19 134V133H18ZM23 134H24V132H23ZM23 134H20V135H23ZM31 134V133H30ZM33 134V133H32ZM50 134V133H49ZM66 134V135H67ZM85 134V133H84ZM89 134V133H88ZM87 134V135H88ZM95 134V133H94ZM142 134V133H141ZM147 134V133H146ZM145 134V135H146ZM148 134H150V133H148ZM158 134V133H157ZM161 134V133H160ZM188 134V135H189ZM196 134H198V133H196ZM216 134V133H215ZM229 134H231V133H229ZM234 134V133H233ZM238 134H239V132H238ZM15 136H16V134H14ZM28 135V134H27ZM26 135V136H27ZM51 135V134H50ZM58 135V134H57ZM60 135H59V137H60ZM83 135V134H82ZM81 135V136H82ZM122 135H124V134H119V136L118 137H120V136H122ZM128 135H129V133H128ZM138 136H139V134H137ZM143 135V134H142ZM168 135V134H167ZM191 135V134H190ZM189 135V136H190ZM195 135V134H194ZM199 135H200V133H199ZM202 135V134H201ZM200 135V136H201ZM227 135V134H226ZM1 136V135H0ZM6 136V135H5ZM4 136V137H5ZM12 136V135H11ZM15 136H13L12 138H13V140H15V139H18V138H15L14 139V137ZM17 136H19V135H17ZM16 136V137H17ZM35 136V135H34ZM35 136V137H36ZM42 136V135H41ZM47 136H48V133H47ZM46 135H44V138H46L47 137ZM56 136V135H55ZM54 136V137H55ZM78 136V135H77ZM76 136V137H77ZM94 136V135H93ZM110 136V135H109ZM130 136V135H129ZM133 136V135H132ZM149 136H151V135H149ZM148 136V137H149ZM182 136V135H181ZM180 136V137H181ZM185 137H186V135H184ZM191 136H193V135H191ZM195 136H197V135H195ZM212 136V135H211ZM228 136V135H227ZM246 136V135H245ZM244 136V137H245ZM38 137H40V136H38ZM37 137V138H38ZM88 138H89V136H87ZM95 137H98L96 134H95ZM111 137V136H110ZM125 137V136H124ZM124 137H122V139L124 138ZM134 137V136H133ZM132 137V139H134ZM141 137V136H140ZM146 137V136H145ZM152 137H154V135L152 136ZM156 137V136H155ZM178 137H179V134H178ZM199 137V136H198ZM9 138V137H8ZM20 138V137H19ZM33 138V137H32ZM42 138V137H41ZM41 138H40V140H41ZM58 138V137H57ZM83 138V137H82ZM92 137H91V135H90V139H91ZM127 138V137H126ZM142 138V137H141ZM140 138V139H141ZM167 138V137H166ZM200 138V137H199ZM203 138V137H202ZM202 138H200V139H202ZM205 138L206 137H204V140H205ZM209 138V137H208ZM212 138V137H211ZM248 138V137H247ZM4 139V138H3ZM6 139H7V137H6ZM5 139V140H6ZM10 139V138H9ZM9 139H7V141L9 140ZM23 139V136H22V138H20V140H22ZM25 139H27V137L26 138H24V140ZM28 139H29V135H28ZM49 139V138H48ZM51 139V138H50ZM50 139H49V142H50ZM59 139V138H58ZM111 139V138H110ZM129 139H130V137H129ZM136 140H137V138H135ZM165 139V138H164ZM177 139H180L179 140V142L180 141H183V140H181L182 139V137L181 138H177ZM191 139V138H190ZM220 139V138H219ZM218 139V140H219ZM249 139V138H248ZM19 140V139H18ZM18 140H16L17 142H19ZM31 140V139H30ZM30 140H28V141H30ZM81 140V139H80ZM119 140V139H118ZM155 140V139H154ZM203 140V141H204ZM208 140V139H207ZM250 140V139H249ZM1 141V140H0ZM11 141V140H10ZM27 141V140H26ZM39 141V140H38ZM51 141H53V140H51ZM57 141V140H56ZM66 141V142H67ZM77 141V140H76ZM79 141V140H78ZM78 141L76 142L77 144V146H78ZM117 141V140H116ZM115 141V142H116ZM120 141V142H119ZM119 141H117L118 143H121V141L122 140H119ZM131 141V140H130ZM153 141V140H152ZM167 140H165V142H166ZM187 141V140H186ZM253 141V140H252ZM2 142H4L3 140H2ZM21 142V141H20ZM24 142V141H23ZM36 142H37V139H36ZM40 142V141H39ZM38 142V143H39ZM42 142V141H41ZM45 142V141H44ZM49 142H48V147L50 146L49 145ZM65 142V141H64ZM63 142V143H64ZM86 142H88L87 141V139H86ZM91 142H93V140H91ZM100 142V143H99ZM111 142V141H110ZM114 141H112V144H114L113 143ZM150 142H151V140H150ZM184 142V141H183ZM189 142V141H188ZM10 143V142H9ZM29 143V142H28ZM33 143H34V141H33ZM32 143V144H33ZM54 143H56L55 142V138H54ZM59 143V142H58ZM83 143L84 142H82V145H83ZM125 143V142H124ZM124 143H121V145L123 144L124 145ZM133 143H134V141H133ZM210 143V142H209ZM2 144V147L4 146V144L3 143H1ZM11 144V143H10ZM12 144H13V142H12ZM18 144V143H17ZM21 144H24V143H21ZM20 144V145H21ZM30 144V143H29ZM28 144V145H29ZM40 144V143H39ZM45 144H46V142H45ZM65 144V143H64ZM75 144V143H74ZM104 144V143H103ZM127 143H125V145H126ZM167 144V143H166ZM170 144V143H169ZM181 144H182V142H181ZM180 144V145H181ZM208 144V143H207ZM246 144V143H245ZM19 145V144H18ZM28 145H27V147H28ZM31 145V144H30ZM57 145V144H56ZM63 145V144H62ZM67 145V144H66ZM65 145V146H66ZM109 145V144H108ZM152 145V144H151ZM150 145V146H151ZM178 145H179V143H178ZM214 145V144H213ZM251 145V144H250ZM23 146V145H22ZM41 146V145H40ZM39 146V148H41ZM51 146H52V144H51ZM59 146H60V144H59ZM69 146H70V148L71 149H75V148H73V143L71 144V142L69 143ZM76 146V147H77ZM83 146H85V144L83 145ZM93 146V145H92ZM115 146V145H114ZM1 147V148H2ZM6 147V146H5ZM9 147V146H8ZM24 147V146H23ZM30 147V146H29ZM54 147H55V145H54ZM75 147V146H74ZM85 147H87L88 148V146L86 145ZM94 147H95V144H94ZM117 147V146H116ZM116 147H114L115 149H116ZM130 147V146H129ZM177 147V146H176ZM263 147V146H262ZM7 148V147H6ZM10 148V147H9ZM13 148V147H12ZM33 148V147H32ZM31 148V149H32ZM59 148H61V146L59 147ZM69 148V149H70ZM78 148V147H77ZM82 148V147H81ZM80 148V149H81ZM107 148H108V151H109V148L111 149L112 147L110 146V147H108L107 146ZM106 148V149H107ZM125 148H127V146L126 147H124L123 149H125ZM160 148V147H159ZM164 148V147H163ZM163 148H162V150H163ZM5 148H2V153H4L3 152V150H4ZM43 149V148H42ZM51 149H52V147H51ZM57 149V152H58V147L56 148ZM83 149H84V147H83ZM86 149V148H85ZM89 149V148H88ZM87 149V150H88ZM92 149V151H93V148H91ZM91 149H90V152H89V154L92 152L91 151ZM105 149V150H106ZM114 149V151H116ZM118 149V148H117ZM153 149V148H152ZM161 149V148H160ZM10 150V149H9ZM13 150V149H12ZM36 150H38V148L36 149ZM45 150L46 151H49V150H47L46 148H45ZM60 150V149H59ZM78 150V149H77ZM102 149H100L99 151H101ZM127 150H128V148H127ZM126 149H125V151H127ZM174 150V149H173ZM8 151V150H7ZM6 151V152H7ZM31 151V150H30ZM44 151V150H43ZM72 151V150H71ZM81 152H82V150H80ZM86 151V150H85ZM89 151V150H88ZM113 151V150H112ZM112 151H111V154H113L112 153ZM154 151H155V149H154ZM166 151V150H165ZM175 151V150H174ZM203 151V150H202ZM212 151H214V150H212ZM42 152V151H41ZM45 152V151H44ZM50 152V151H49ZM48 152V153H49ZM75 152H76V150H75ZM81 152H78V153H75V155L73 154V153H71L70 155H69V157H70V159H68L67 161L68 162H66V163H69V164H72V166L74 167V168H82V167H84L85 168V166L86 165H88V163L89 162H91V160H92V158H93V156L91 155V156H88V154L87 155H85V154H83V152L81 153ZM106 152V151H105ZM110 152V151H109ZM119 152H121V151H119ZM118 152V153H119ZM124 152V151H123ZM129 152V151H128ZM163 152V151H162ZM171 152H173V151H171ZM207 152H209V151H207ZM215 152V151H214ZM30 153V152H29ZM46 153V152H45ZM52 153V152H51ZM53 153H55V152H53ZM59 153V152H58ZM58 153H57V155H58ZM99 153V152H98ZM102 153V152H101ZM116 153V152H115ZM117 153V154H118ZM156 153V152H155ZM175 153V152H174ZM10 154V153H9ZM9 154H7V155H9ZM32 154V153H31ZM30 154V155H31ZM42 154H43V152H42ZM47 154V153H46ZM61 154V153H60ZM93 154V153H92ZM100 154V153H99ZM106 154H107V152H106ZM105 154V155H106ZM116 154V155H117ZM121 154V153H120ZM124 155H126L127 154V152L125 153H123ZM163 154V153H162ZM208 154V153H207ZM2 155V154H1ZM5 155V154H4ZM3 155V156H4ZM13 155V154H12ZM48 155V154H47ZM52 155V154H51ZM103 155V154H102ZM110 155V154H109ZM115 155V156H116ZM170 155V154H169ZM173 155V154H172ZM10 156V155H9ZM21 156V155H20ZM33 156V155H32ZM50 156V155H49ZM61 156H63V155H61ZM97 156H99V155H97ZM113 156V155H112ZM120 156V155H119ZM118 155H117V157H119ZM127 156V155H126ZM126 156H125V158H126ZM162 156V155H161ZM167 156V155H166ZM22 157V156H21ZM28 157H30V156H28ZM54 156L52 155V158H53ZM59 157V156H58ZM94 157H95V155H94ZM105 157V156H104ZM121 157V156H120ZM129 157V156H128ZM4 158V157H3ZM9 158V157H8ZM11 158V157H10ZM17 158H19L20 159V157H17ZM31 159H32V157H30ZM55 158V157H54ZM62 157H60V159H61ZM123 157H121V159H122ZM124 158V159H125ZM161 158V157H160ZM170 158V157H169ZM13 159H14V157H13ZM29 159V158H28ZM51 159V158H50ZM59 159V158H58ZM58 159H55L56 161H58ZM62 159H65V157L64 158H62ZM101 159H103V158H101ZM106 159V158H105ZM113 159V158H112ZM116 159V158H115ZM127 159V158H126ZM7 160V159H6ZM18 160V159H17ZM30 160V159H29ZM66 160V159H65ZM65 160H64V162H65ZM104 160V159H103ZM111 160V159H110ZM110 160H108L109 162H110ZM114 160V159H113ZM118 160V159H117ZM123 160V159H122ZM122 160H119V162L120 161H122ZM15 161V160H14ZM19 161V160H18ZM18 161H17V164H19L18 163ZM21 161V160H20ZM32 161H34V159H32ZM60 162L59 163H61L62 161L61 160H59ZM101 161V160H100ZM107 161V160H106ZM125 161V160H124ZM128 161V160H127ZM132 161V160H131ZM13 162V161H12ZM31 162V161H30ZM39 162V161H38ZM92 162H94V161H92ZM112 162V161H111ZM110 162V163H111ZM117 161H115V163H116ZM129 162V161H128ZM205 162V161H204ZM0 163H1V159H0ZM10 163V162H9ZM14 163V162H13ZM32 163V162H31ZM36 163V162H35ZM44 163V162H43ZM52 163H53V160H52ZM131 163V162H130ZM8 164V163H7ZM6 164V167L7 166H9V165H7ZM16 164V163H15ZM16 164V165H17ZM27 164V163H26ZM33 164V163H32ZM58 164V163H57ZM102 163L100 162L98 165H101ZM112 164V163H111ZM157 164V163H156ZM21 165V164H20ZM31 165V164H30ZM47 165V164H46ZM56 165V164H55ZM61 165V164H60ZM97 165V164H96ZM97 165V166H98ZM103 165V164H102ZM117 165V164H116ZM122 165V164H121ZM0 166H2L1 164H0ZM18 166V165H17ZM35 166H36V164H35ZM56 166H59V165H56ZM95 166V165H94ZM110 166H112V165H106V166H104V167H106L107 168V171H105V172H108V169L109 168H111ZM119 165H117V167H118ZM5 167V168H6ZM19 167V170H20V167L21 166H18ZM17 167V168H18ZM30 167V166H29ZM32 167H33V165H32ZM31 167V168H32ZM49 167V166H48ZM92 167V166H91ZM96 167V166H95ZM126 167V166H125ZM204 167V166H203ZM206 167V166H205ZM210 167V166H209ZM4 168V167H3ZM31 168H29V170L31 169ZM35 168V167H34ZM58 168H60V167H58ZM94 168V167H93ZM99 168V167H98ZM97 168V169H98ZM101 168H102V166H101ZM124 168V167H123ZM1 169H2V167H1ZM0 169V170H1ZM21 169H22V167H21ZM50 169V168H49ZM125 169V168H124ZM210 169V168H209ZM213 169V168H212ZM18 170V169H17ZM16 170V171H17ZM89 170H90V168H89ZM112 170H113V167H112ZM211 170V169H210ZM3 171H5V169L3 170ZM64 171V169L61 171V172H63ZM96 171V170H95ZM100 171V170H99ZM128 171V170H127ZM194 171V170H193ZM209 171V170H208ZM20 172H21V170H20ZM24 171H22L21 173L22 174H26L25 172L23 173ZM32 172V171H31ZM44 172H45V170H44ZM43 172V173H44ZM60 172V174H62ZM105 172H101V173H105ZM111 172V171H110ZM37 173V172H36ZM63 173H66V172H63ZM109 173V172H108ZM122 173V172H121ZM215 173V172H214ZM2 174H3V172H2ZM5 174H7V172H5ZM14 174V173H13ZM22 174H20L21 176H22ZM128 174V173H127ZM11 175V174H10ZM16 175L18 176V172H16ZM104 175V174H103ZM107 175V174H106ZM233 175V174H232ZM61 176V175H60ZM91 176V175H90ZM111 176V175H110ZM192 176H194V174H192ZM0 177H4L5 178V175L4 176H2V175H0ZM11 178H13V175L12 176H10ZM24 177H29V176H26V175H24ZM20 178L19 179V176H18V180H19V183L22 181L21 179H26V178ZM62 177H63V175H62ZM66 177H68V176H66ZM101 177V176H100ZM103 177V176H102ZM30 178V177H29ZM34 178V177H33ZM64 178H65V174H64ZM84 178H85V176H84ZM8 179V178H7ZM6 179V180H7ZM10 179V178H9ZM15 179H16V176H15ZM15 179L14 180H12V181H15ZM17 180V179H16ZM21 180V181H20ZM30 180V179H29ZM29 180H27V181H29ZM35 180V179H34ZM44 180H46V178L44 179ZM63 180V179H62ZM68 180V179H67ZM100 180V179H99ZM37 181V180H36ZM3 182H5V181H3ZM17 182V181H16ZM15 182V183H16ZM24 182H26V180L24 181ZM23 182V183H24ZM29 182H31V181H29ZM43 182H45V181H43ZM91 182V181H90ZM9 183H10V181H9ZM13 183V182H12ZM27 183V182H26ZM26 183H24V184H26ZM32 183V182H31ZM35 183V182H34ZM21 184V183H20ZM28 184V183H27ZM32 185V184H31ZM71 185V184H70ZM2 188V187H1ZM84 188V187H83ZM89 188H90V186H89ZM94 188H95V185H94ZM96 189H93V191H95ZM105 190V189H104ZM77 192V191H76ZM83 192V191H82ZM73 193V192H72ZM93 194V193H92ZM14 195V194H13ZM18 195V194H17ZM77 195V194H76ZM33 197V196H32ZM81 198H82V196H81ZM63 208L62 209H58V210H54L53 211V213L56 215V216H58V218L60 219V218H62L63 217V215L64 216H66V218L67 217H72L73 215H76V214H78V212H79V210H77L76 208H71L72 207V205H71V203L70 202H67V201H65L64 203H63ZM66 209V212H64L63 213V210H65ZM57 218V217H56ZM65 218V219H66ZM69 219V218H68ZM65 221H68V220H65ZM4 233V232H3ZM20 233V232H19ZM57 233V232H56ZM7 234H10V233H7ZM4 235H6V234H4ZM8 236H10V235H8ZM20 242H22V241H20ZM14 242H12V240L11 239H9V238H7V236L6 237H4V236H2V233H0V261H3V259L6 261L5 263H0V264H20V258H21V256L23 255V253L20 251V252H12V244H13ZM15 251V250H14ZM25 255V254H24ZM23 259H24V257H23ZM25 261V260H24ZM23 260H22V262H24ZM26 262V261H25ZM28 262V261H27ZM22 264H24V263H22ZM27 264V263H26Z\"/></svg>",
	"mask_w": 264,
	"mask_h": 264
},
{
	"label": "clouds",
	"instance_id": "clouds-1",
	"mask_svg": "<svg viewBox=\"0 0 264 264\" xmlns=\"http://www.w3.org/2000/svg\"><path fill=\"white\" fill-rule=\"evenodd\" d=\"M142 244H143V242L141 241V243H140V246H138V247H135L134 249H133V253L134 254H140V252L142 251Z\"/></svg>",
	"mask_w": 264,
	"mask_h": 264
}]
</instances>
